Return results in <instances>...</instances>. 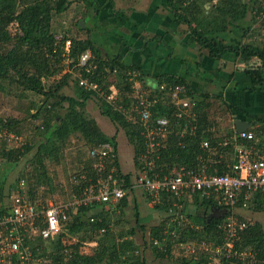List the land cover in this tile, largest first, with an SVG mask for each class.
I'll use <instances>...</instances> for the list:
<instances>
[{"label": "trees", "instance_id": "obj_1", "mask_svg": "<svg viewBox=\"0 0 264 264\" xmlns=\"http://www.w3.org/2000/svg\"><path fill=\"white\" fill-rule=\"evenodd\" d=\"M83 1L89 8V11L91 9L96 11L99 7L97 0ZM225 2H227V6L225 9L223 8V11L226 12L230 18L224 15V19L221 20L222 23L213 27L206 26L203 28L201 25L193 26L192 30L196 35L198 43H200L201 46L209 48L210 55L212 56L219 57L227 51H234L237 54L241 53L244 59L258 56L264 62V46L252 43L241 45L227 44L224 43V38L221 41L217 37H210L207 35L214 31H226L230 25L232 27L241 28L242 30H248L252 28V21L255 16L261 19L262 13H264L262 12L264 10V5L262 3L259 7L256 5L257 2H263L262 0H225ZM71 3L72 0H0V87H3V80H17L25 91H32L43 96V101L38 106L37 112L31 113V117L38 118L46 111V116L43 119L44 122L36 125L34 129L36 131H44L41 138H44V143L50 144L51 148L47 147L46 149V146H44V151H42L43 147L40 146L34 157V170L32 176L36 178L33 180L32 186H29L33 197H39V195L36 194V184L39 186L42 183L50 182V177L46 169L47 159L51 155L55 158H59L60 153L65 150L64 146L68 143L73 133L80 134L88 147V155H86L87 150L79 149L77 151L78 155L75 156L76 161L74 168L79 169L76 175V178L79 179L78 181L80 182L78 184L79 191L89 183V177L92 176L94 179L97 177L96 170L93 169V159L90 157V150L94 145L103 142H110L116 153V160L113 163L109 161V167L115 165V167L119 168L120 175L125 176L126 187H131L132 174L123 171L119 160V138L120 136L125 137L127 142L134 146L135 153L133 161L136 168V175L139 171V157L145 149V142L141 134L142 128L137 122L132 121L140 117L134 113V118L129 119L132 104L130 95L133 94L132 86L134 82L129 80L127 71L132 69L140 70L141 75L136 77L137 82L141 83L143 90L149 92L151 99L154 98L156 94L155 91L160 93L157 89L153 91V87L145 79L146 75L142 67L139 65H125L121 55H110L109 53H105L92 36L78 38L63 34L59 37L56 34V31L52 28L54 15L65 12ZM169 6H172V8L177 11L174 0H169ZM190 7H193V5ZM248 13H250V17ZM115 15L118 18L119 24H124L128 19L121 11H117ZM185 20L188 21L189 24H192V21L190 22L186 17ZM81 21L77 22L78 28L80 30L89 29L87 26H82ZM68 39L71 40V48L70 51L66 53L65 44ZM87 49L92 51V61L97 65V68L94 70V73H85L83 71L85 76L99 82L103 89L109 92L112 83H114L109 82V75L114 69H117V77L120 78L125 85L122 88L120 87V89L116 83L114 84L118 87L119 95L123 99L124 110L113 109L112 105L102 97H99L95 91L79 85L80 78L76 75V77L73 76L75 71L81 70L77 64L79 63L80 55ZM66 59H70L69 64L73 66V70L71 72H65L60 77H57L58 74L62 73ZM27 64L32 66L33 69L28 68L27 71H24L28 66ZM13 72L17 75L18 79L14 78L15 74H13ZM248 74H250L253 79V87L264 82L260 68L250 69ZM51 77L54 79L53 83L47 86L44 80ZM73 80L80 89V92L74 96L66 94L63 90L64 87L69 85ZM162 83L166 85L185 83L188 87L186 97L190 98L193 96L190 94V85L186 82L184 77L165 75L159 77L156 84ZM122 90L126 91L123 92ZM91 99H95L98 103L100 102L102 114L109 117L114 122V127L120 125L123 135L121 132L118 134H108V132L101 127L98 118L90 117L86 114L87 104ZM171 101L172 99H168V96L166 99H161L159 97V102L161 104L167 102L172 103ZM31 106V108H33L37 105L36 103H32ZM172 106L175 109L174 104H172ZM198 106L197 101L196 104L190 108V115L180 119L175 118V120H173V125L171 127L172 131L162 138L163 147L161 149V159L159 160L161 164H159V167H173L178 164V162L186 163V160L194 159L197 155L200 139V134L197 132V114H199L200 110L197 108ZM63 110L65 113L62 114ZM162 114L163 112L159 109L157 112H154L153 116L156 118L158 115ZM53 119L57 120V124L54 123ZM259 121L261 120L258 119L257 122ZM0 123L8 125L13 131L19 134L25 135V130L21 126V121L16 118L3 119L0 117ZM261 123L262 128H264V121H261ZM193 124H196L195 131L192 128ZM29 141L30 142L25 145L24 149L15 148L7 152L6 157L8 162H18L24 155L30 153L35 143H32L31 139H29ZM49 141H52V143H49ZM41 144L43 143H40V145ZM6 175L7 174H5L4 178L7 181ZM82 175H84L85 178L81 179ZM128 197L129 195L122 198L117 203L118 207L110 206L112 209H106V205L104 204H94L91 206H82L70 212V220L67 222L68 230L73 235H77L80 240H94L93 234H95L96 237V233L105 229L104 233L101 234L102 237L101 235L99 237L100 247H98L96 252L93 255L85 257L80 256L77 252L75 263L103 264V262L106 261L110 262L109 264H147L146 260L141 258L142 253H140L138 245L134 244L133 241L123 240L121 242L112 243V240L111 243L107 242L109 238L106 232L109 234L112 216L115 215L117 211L113 207L121 209V211L124 212L125 207L129 205ZM193 198L195 205H198V208L204 210V216L202 219H199V224L197 223L199 226L192 221L194 218H197L195 214L187 213L185 225L176 237L168 239V243L164 246V249H158L157 245L155 246L152 244V241L150 242L153 246V254L155 252L157 256L170 259L174 258L179 264H204V254L202 252H190L188 254L181 251L182 248H180V244L194 243L195 240H218L219 234L217 233L216 226L221 222L222 217L217 218L210 214V210L219 209L217 203L213 199L202 197L199 194H195ZM184 199L185 197L180 200L183 204L186 203ZM173 201H175L174 198L166 195L164 203L156 205V209H162V211L167 213V217H164L159 225L151 227V237H160V235L164 234L166 222L171 218L169 207L172 205ZM242 205V203L239 204V206ZM139 207L141 206L136 203L134 207L137 217L136 222L137 224H144L141 219L142 215L145 213L141 211ZM241 208L264 212V197L260 196L258 201L251 202L250 205L242 206ZM91 215L95 217L94 221L90 220ZM238 217L247 222L248 227L241 232V238L237 246L241 248H251L257 251L259 264H264V227L261 221L248 218L245 214L241 213H238ZM115 222V224H119L121 221L118 219ZM171 228H173V226H170V229ZM89 229H93V234L88 233ZM128 230L130 233L136 231L132 227H129ZM127 233V231L120 233V236L123 237ZM80 234H82V236H80Z\"/></svg>", "mask_w": 264, "mask_h": 264}, {"label": "built area", "instance_id": "obj_2", "mask_svg": "<svg viewBox=\"0 0 264 264\" xmlns=\"http://www.w3.org/2000/svg\"><path fill=\"white\" fill-rule=\"evenodd\" d=\"M70 48L71 40L68 39L66 53ZM92 59L90 49L80 55L77 66L81 70L76 73L80 78L79 85L95 91L113 109L124 110L119 89L112 83L117 69L109 75L112 86L106 92L99 82L85 76V73H94L97 68ZM127 73L129 80L134 82L129 119L134 118V113L140 117L132 121L142 128L145 142V149L139 157V171L131 180V187H126L125 176L120 175L119 168L115 165L109 167L108 162H115L116 153L110 142H103L90 150L97 177H89V183L81 188L73 201L55 203L33 197L26 177H19L15 185L4 178L8 161L6 153L15 148L24 149L30 142L29 137L0 123V264H85L75 263L77 252L82 257L89 256L88 250L97 246L98 242L80 240L77 235L70 233L67 227L70 212L94 204H104L106 209L116 206L134 187L143 189L155 208L164 203L166 195L175 199L169 207L171 218L166 222L164 234L151 237L152 244L157 245L158 249H164L168 239L176 237L186 223L184 204L180 200L199 194L213 199L220 210L226 209L216 226L218 240L181 243V248L188 247L191 253L202 252L204 264H259L257 251L237 246L241 232L248 227V223L238 217L236 208L240 203L248 206L258 201L260 196L264 197V140H260L264 138L262 124L256 129L235 133L234 143H231L235 158L228 170L209 173L203 155L197 156L198 162L193 165L178 162L173 167H159L162 138L172 131L175 118L190 115V108L197 100L186 97L188 87L185 83L151 85L153 91L157 89L160 92L155 91L151 99L149 92L137 82L140 70L132 69ZM167 96L172 99V103L161 104L159 97L166 99ZM159 109L163 114L154 118V112ZM192 128L195 131L196 124ZM202 148L211 149L210 142L203 141ZM83 178L84 175L81 176ZM90 220L94 221L95 217L91 215ZM170 226L173 228L170 229Z\"/></svg>", "mask_w": 264, "mask_h": 264}, {"label": "crops", "instance_id": "obj_3", "mask_svg": "<svg viewBox=\"0 0 264 264\" xmlns=\"http://www.w3.org/2000/svg\"><path fill=\"white\" fill-rule=\"evenodd\" d=\"M174 1L177 11L169 6V0H97L99 7L94 13L101 15V21L97 22L100 26L93 22L86 25L89 29L93 28L91 36L105 53L121 55L125 65L142 67L149 84H156L158 78L165 75L186 79L190 94L198 101L197 108L200 109L197 114L200 139L197 155L194 159L186 160L185 164L193 165L198 162L197 156L203 155L209 173L222 172L229 169L235 158L231 143H234L233 137L238 132L237 125L249 123L245 129L250 130L256 129L264 121V82L253 87V79L248 74L250 69L260 68L264 78V62L258 56L244 59L241 53L234 51H227L219 57L210 55L209 48L198 43L192 30L200 23L197 19L202 14V0ZM117 11L128 18L124 24H119L115 15ZM207 35L221 41L224 38L227 44L264 46V30L254 26L248 30L234 26L230 31L228 27L226 31H214ZM76 89L79 93L78 86ZM258 119L261 121L257 122ZM260 140L263 142L264 138ZM203 141H209L211 149L202 148ZM128 199L130 205V197ZM193 199L185 197L183 211L195 214L197 218L191 220L197 224L204 216V210L198 208ZM242 206L236 208L237 212L249 215ZM210 214L217 215L218 212L214 209L210 210ZM164 217H167V213L156 209L142 215L141 221H154L152 226H157ZM125 226L128 233L121 236L119 242L133 241L147 264H179L174 258L157 256L149 249L144 250L135 238L136 231L129 232L131 225L128 222H125ZM111 227L113 231L117 230L115 222L110 223Z\"/></svg>", "mask_w": 264, "mask_h": 264}, {"label": "rangeland", "instance_id": "obj_4", "mask_svg": "<svg viewBox=\"0 0 264 264\" xmlns=\"http://www.w3.org/2000/svg\"><path fill=\"white\" fill-rule=\"evenodd\" d=\"M263 2H257L256 5L259 7L261 3L264 5ZM227 6V2L225 0H213V1H207L202 0L200 4L201 9V16L198 17V21L200 22L199 25H201L203 28L206 26L213 27L216 25H220L222 23V19H224V15L228 18L230 16L226 14V12L223 11V8L225 9ZM89 8L86 6L85 2L83 0H72V3L70 4L69 8L63 12L58 13L54 15L53 19V30L56 31V34L60 37L63 34H67L69 36L73 37H82L85 38L87 36H91V32L93 31V28L91 29H82L80 30L77 26L78 21H85V27L87 26L86 23H97L101 21V15L98 16L95 15L93 9L90 11ZM264 12V10L262 11ZM264 18V17H263ZM81 21V22H82ZM83 21V22H84ZM262 21V22H261ZM253 26L259 27L261 30H264V19H258V16L254 18ZM96 26H100L99 23L96 24ZM252 26V27H253ZM234 26H229V31L233 30ZM70 59H66L64 68L62 70V73L58 74L57 77H60L63 75V73L72 71L73 66L70 64ZM28 65V64H27ZM28 68L33 69L32 66L28 65L27 68L24 69V71H27ZM75 73H73L75 76ZM13 74H15L13 72ZM118 75L115 74L113 76L112 81L118 85V87L122 88L124 87V82L121 81L120 78L117 77ZM76 77V76H75ZM15 79H18L17 75L14 76ZM53 78L45 79V84L48 86L53 83ZM2 86L0 87V117L3 119H18L21 121V126L25 130V135L31 139L32 143H35L33 150L30 153H27L24 155L18 162H8L5 165L4 171L5 174H7V179L10 183H13V185L16 184L19 177L24 176L27 178L28 184L31 187L33 180L36 178L33 177V161L34 157L37 153V150L40 146H42V151H44V146L51 148L50 144L44 143V138H41L44 131L35 130V126L42 124L44 122V118L46 116V111L43 112L41 116L38 118L31 117V113H35L38 110V106L43 101V96L32 92V91H25L21 84L17 82V80H3ZM120 88V89H121ZM64 92L68 95H77V89H76V83H74V80L70 82L69 85L64 87ZM123 92L126 90H122ZM32 103H36L37 106H34L31 108ZM65 113L64 110L62 111V114ZM86 114L90 117H96L99 119V123L101 127L108 132V134L113 133H119L122 132V128L119 126L114 127V122L107 116H104L101 112L100 108V102L96 101L95 99L89 100L86 108ZM54 123L57 124V120L53 119ZM59 121V120H58ZM116 125V124H115ZM43 141V142H42ZM40 143H43L40 145ZM49 143H52V141ZM67 143V142H66ZM64 151L60 153V157L55 158L53 155H51L47 161H46V169L47 173L50 177L49 183H42L39 186L36 184V194L39 195V197L44 201H52L55 203L59 202H69L73 201L76 194L79 193V179L76 178L77 171L79 169L74 168L75 166V156H77V151L79 149H85L87 150L86 155H88V147L87 143H85V140L80 134L73 133L68 143L64 146ZM119 160L120 164L122 166V169L125 173H131L132 179L134 180L135 174H136V168L134 165L133 157H134V146L127 142L125 137L120 136L119 138ZM4 174V175H5ZM31 175V176H30ZM33 178V179H32ZM39 192V193H38ZM130 197V205L125 208L126 212H119L116 208V214L112 216L111 224H113L115 221L119 219V221H122L119 224H115L117 227V230L113 231L112 227L111 230L108 232L109 239H107V242L111 243L112 240L114 242H119L121 239L120 233H124L127 231L125 229V222L129 223L132 227L136 230V234H134L133 237L139 241L140 247H143L144 250L149 249V252H152L150 248H152L151 242V234L150 229L152 227V224H154V221L144 223V224H137L136 220L137 217L135 215V205L136 203L141 206V210L143 209L144 213H151L152 211H155L156 208L151 204L150 200L148 199L146 193L143 191V189L134 187L132 188L129 193ZM108 207V206H107ZM110 209H112L110 207ZM140 209V208H139ZM249 215H246L248 218L255 219L258 218L264 226V212L263 213H257L256 211H253V209L248 210ZM256 214V215H255ZM255 215V216H253ZM256 220V219H255ZM113 222V223H112ZM116 223V222H115ZM121 225V226H120ZM120 227V229H118ZM93 230V229H92ZM91 229L88 230L89 234H93ZM105 231V230H104ZM104 232L99 231V233H96L97 236L95 237V234H93L94 240L98 242V245L95 247L90 248L89 254L93 255L98 247H100V235ZM82 236V234H80ZM114 236V237H112ZM102 237V235H101ZM114 238V239H112ZM92 240V239H91ZM206 241H214L215 239H205ZM200 242V240H195L194 243ZM193 243V244H194ZM181 248V247H180ZM181 251H184L186 253H190L188 250V247L182 248ZM179 253V252H177ZM125 257V256H123ZM109 260V258H108ZM107 260V261H108ZM110 262H103V264H109Z\"/></svg>", "mask_w": 264, "mask_h": 264}, {"label": "water", "instance_id": "obj_5", "mask_svg": "<svg viewBox=\"0 0 264 264\" xmlns=\"http://www.w3.org/2000/svg\"><path fill=\"white\" fill-rule=\"evenodd\" d=\"M248 16H250V13H248ZM81 25L85 26V23L82 21ZM249 125H250L249 123H246V125L240 124V125H237V129L240 132V131L244 130L246 126L248 127ZM217 212H218L217 215L216 214H212V216H216L217 218H220V217H222L224 215V213H226V209H223V210L217 209Z\"/></svg>", "mask_w": 264, "mask_h": 264}]
</instances>
